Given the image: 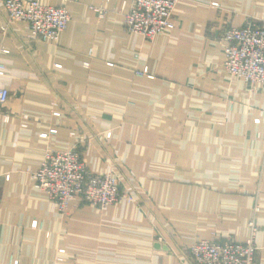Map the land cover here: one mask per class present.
Segmentation results:
<instances>
[{
    "label": "crops",
    "instance_id": "1",
    "mask_svg": "<svg viewBox=\"0 0 264 264\" xmlns=\"http://www.w3.org/2000/svg\"><path fill=\"white\" fill-rule=\"evenodd\" d=\"M38 1L69 11L56 43L8 24L0 0V264H195L194 241L245 242L249 220L264 264V86L221 66L223 30L264 18V0H181L152 41L123 28L132 0ZM78 142L134 203L57 212L31 174Z\"/></svg>",
    "mask_w": 264,
    "mask_h": 264
},
{
    "label": "built area",
    "instance_id": "2",
    "mask_svg": "<svg viewBox=\"0 0 264 264\" xmlns=\"http://www.w3.org/2000/svg\"><path fill=\"white\" fill-rule=\"evenodd\" d=\"M179 1L181 0H132L124 15V30L129 34H138L146 41H152L162 31L174 27L173 10ZM2 5L7 23L26 22L29 27L27 37L32 40L56 43L70 20L69 11L63 5H44L38 0H2ZM211 5L219 7L216 1H212ZM91 8L97 11L99 18L104 16V8ZM222 39L221 66L224 71L232 78L242 80L249 89L255 84L264 86V18L247 21L236 27L230 26L223 30ZM4 69V64L0 63V75L4 74ZM136 74L151 77L147 68L136 71ZM9 96V90L0 88V106L8 101ZM54 114L59 115L58 112ZM9 117L6 114L4 120L8 121ZM22 117L27 119L26 115ZM55 134L57 129L51 128L48 132L41 133L40 137L47 139ZM69 134L75 135L74 132ZM262 138L264 140V124ZM85 148L81 142L66 150L47 148L40 167L31 174L37 188L55 202L57 212L62 216L67 214L71 202H84L99 208L109 207L119 201L134 203V194L121 189V180L114 171L88 170L82 158ZM8 179L9 175H5V180ZM37 225L36 221L31 223L33 228ZM247 225L248 236L245 242L232 239L194 241L188 248L191 259L195 264H254L257 225L253 220H249Z\"/></svg>",
    "mask_w": 264,
    "mask_h": 264
}]
</instances>
